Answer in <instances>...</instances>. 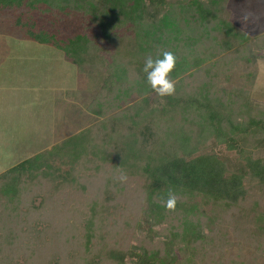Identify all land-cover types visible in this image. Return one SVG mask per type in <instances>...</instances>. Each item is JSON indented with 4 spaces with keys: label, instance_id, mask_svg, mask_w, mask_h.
I'll list each match as a JSON object with an SVG mask.
<instances>
[{
    "label": "trees",
    "instance_id": "16d2710c",
    "mask_svg": "<svg viewBox=\"0 0 264 264\" xmlns=\"http://www.w3.org/2000/svg\"><path fill=\"white\" fill-rule=\"evenodd\" d=\"M227 4L0 0L14 16L0 30L55 46L100 79L86 108L103 118L59 154L57 143L0 175V264H264V106L244 88L264 60V34L234 27ZM84 18L90 37L56 30ZM94 34L112 45L108 59ZM191 41L209 44L196 60L211 66L205 87L128 104L132 92H154L145 58L173 52L174 80L192 65ZM222 144L239 158L212 152ZM169 190L173 210L163 204Z\"/></svg>",
    "mask_w": 264,
    "mask_h": 264
},
{
    "label": "rangeland",
    "instance_id": "374dc122",
    "mask_svg": "<svg viewBox=\"0 0 264 264\" xmlns=\"http://www.w3.org/2000/svg\"><path fill=\"white\" fill-rule=\"evenodd\" d=\"M227 7L231 11L230 22L234 27L250 36L264 34V0H228ZM13 17L12 13L6 15L0 12V29H10L8 25ZM82 20L84 23L61 21L56 30L66 34V37L74 32L92 36L94 30L89 26V21L85 18ZM42 22L54 28L48 22V16ZM95 32H98L97 29ZM94 36L105 49L104 54L108 59L107 53L113 50L112 45L101 35ZM190 44L192 53L186 58L192 65H188L174 79L175 93L183 97L196 94L203 83L205 87L211 68L206 60L201 61L202 64L196 61L199 60L201 46L209 44L206 41L201 44L197 41L196 45L191 41ZM64 55L55 46L0 30V175L57 143L59 149L55 152L59 154L61 149H66V143H61L63 140L103 119L101 116L93 117L86 108L102 82L99 78L81 74ZM122 80V84L120 81L115 86L117 89L126 85V79ZM244 88L248 94L246 98L255 105L264 106V60L257 61L255 78L251 84L245 81ZM146 92L143 91L142 95L132 92L127 99L128 104L135 105L141 101L143 106L149 104L153 107L158 95ZM212 152H221L231 159L239 158L235 151L227 150L223 144ZM58 162L55 160L54 163L62 169L66 168ZM125 184L126 181L122 182L124 188Z\"/></svg>",
    "mask_w": 264,
    "mask_h": 264
},
{
    "label": "clouds",
    "instance_id": "9594fccd",
    "mask_svg": "<svg viewBox=\"0 0 264 264\" xmlns=\"http://www.w3.org/2000/svg\"><path fill=\"white\" fill-rule=\"evenodd\" d=\"M176 62L177 57L171 51H164L155 59L152 56L145 58L142 71L146 74L147 84L159 97L170 96L175 92V81L170 78V73ZM118 179L125 182L127 175L121 172ZM176 202L175 194L169 190L166 199L163 200L164 207L173 210Z\"/></svg>",
    "mask_w": 264,
    "mask_h": 264
}]
</instances>
